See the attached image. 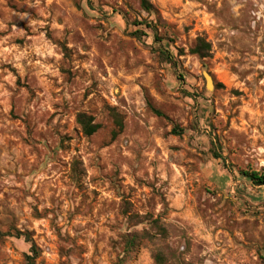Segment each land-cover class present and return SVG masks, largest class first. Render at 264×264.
I'll list each match as a JSON object with an SVG mask.
<instances>
[{"label":"rangeland","instance_id":"rangeland-1","mask_svg":"<svg viewBox=\"0 0 264 264\" xmlns=\"http://www.w3.org/2000/svg\"><path fill=\"white\" fill-rule=\"evenodd\" d=\"M150 2L0 0V264H264V0Z\"/></svg>","mask_w":264,"mask_h":264},{"label":"trees","instance_id":"trees-1","mask_svg":"<svg viewBox=\"0 0 264 264\" xmlns=\"http://www.w3.org/2000/svg\"><path fill=\"white\" fill-rule=\"evenodd\" d=\"M141 4H142L144 9H146V10L151 9L150 0H141ZM205 46H206V48L210 47V45H208V44H206ZM193 52L198 53L200 55H203L202 49L198 46L193 49ZM78 123L81 125V127H82V129L86 135H91L94 132H96V130L98 129V125L93 124L91 117H87L85 114H80L78 116ZM243 174L245 176H247L249 179H251L253 181V183H255L257 185H264V174H260L257 171H251V172L245 171ZM4 234H8V233L7 232L6 233L0 232V235H4ZM16 236L17 237L24 236L27 241L32 242V239L30 238L28 233H25L22 231H16ZM31 250L34 252L33 255L27 254L26 259L28 260V264H35L34 262H35V258L37 256V251H36V246L33 242L31 245ZM159 257H160V255H159ZM159 257L157 256V261L160 260Z\"/></svg>","mask_w":264,"mask_h":264},{"label":"water","instance_id":"water-1","mask_svg":"<svg viewBox=\"0 0 264 264\" xmlns=\"http://www.w3.org/2000/svg\"><path fill=\"white\" fill-rule=\"evenodd\" d=\"M208 80H209V82H211V81H210V77H209V76H208Z\"/></svg>","mask_w":264,"mask_h":264},{"label":"flooded vegetation","instance_id":"flooded-vegetation-1","mask_svg":"<svg viewBox=\"0 0 264 264\" xmlns=\"http://www.w3.org/2000/svg\"><path fill=\"white\" fill-rule=\"evenodd\" d=\"M261 37L263 38V35H262V33H261Z\"/></svg>","mask_w":264,"mask_h":264}]
</instances>
